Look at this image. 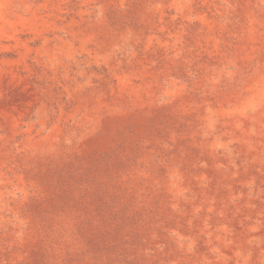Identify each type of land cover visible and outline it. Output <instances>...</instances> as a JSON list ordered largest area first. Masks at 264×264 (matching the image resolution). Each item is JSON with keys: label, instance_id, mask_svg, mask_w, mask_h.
Instances as JSON below:
<instances>
[{"label": "rangeland", "instance_id": "1", "mask_svg": "<svg viewBox=\"0 0 264 264\" xmlns=\"http://www.w3.org/2000/svg\"><path fill=\"white\" fill-rule=\"evenodd\" d=\"M0 264H264V0H0Z\"/></svg>", "mask_w": 264, "mask_h": 264}, {"label": "bare ground", "instance_id": "2", "mask_svg": "<svg viewBox=\"0 0 264 264\" xmlns=\"http://www.w3.org/2000/svg\"><path fill=\"white\" fill-rule=\"evenodd\" d=\"M254 95H255V96H257V95H258V94H257V92H256V93H254Z\"/></svg>", "mask_w": 264, "mask_h": 264}]
</instances>
